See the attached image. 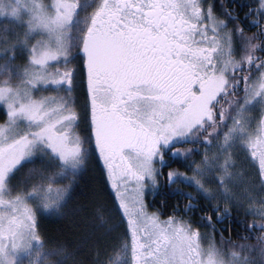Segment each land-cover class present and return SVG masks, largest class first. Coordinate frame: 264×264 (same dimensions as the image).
Returning a JSON list of instances; mask_svg holds the SVG:
<instances>
[{
    "label": "snow or ice",
    "instance_id": "obj_1",
    "mask_svg": "<svg viewBox=\"0 0 264 264\" xmlns=\"http://www.w3.org/2000/svg\"><path fill=\"white\" fill-rule=\"evenodd\" d=\"M0 20V264H264V0H0ZM77 196L73 234L47 232Z\"/></svg>",
    "mask_w": 264,
    "mask_h": 264
},
{
    "label": "trees",
    "instance_id": "obj_2",
    "mask_svg": "<svg viewBox=\"0 0 264 264\" xmlns=\"http://www.w3.org/2000/svg\"><path fill=\"white\" fill-rule=\"evenodd\" d=\"M217 2H219V0H217ZM7 21H2L0 20V23H6ZM174 167H180L179 164H175ZM167 170V169H166ZM181 171H184V169L181 167ZM86 175L83 174V177L80 181L81 187L83 186H91L94 182H95V176H96V172L93 169H89ZM84 172V173H85ZM167 198L169 201L174 202L176 200V197L174 195H171L170 193H168L166 190H162L160 193L157 194L156 199L160 200V199H164ZM149 199H152L151 195L149 196ZM80 202V198L74 197V199L72 201L69 202L68 204V211L67 214L59 217V218H54V217H47L46 219L42 220V224L45 228V230L47 232H49L50 234H62V235H72L73 234V230L75 229V223L74 221L76 220L77 216L74 212L75 206ZM185 201H182V203ZM242 215V213H233V218H232V225L234 226V228L239 231L241 234L244 231V228L241 226V224L237 223L236 220ZM253 217L252 216H248L247 219L250 221ZM223 224L228 225V219L223 220ZM236 231V232H237ZM219 233V232H217ZM216 233V241L217 243H219V237L220 234ZM226 237L229 234H224ZM232 239L236 240L238 239V236L233 234L232 235ZM100 242L101 243H105V242H110V240L106 237L101 236L100 237Z\"/></svg>",
    "mask_w": 264,
    "mask_h": 264
},
{
    "label": "flooded vegetation",
    "instance_id": "obj_3",
    "mask_svg": "<svg viewBox=\"0 0 264 264\" xmlns=\"http://www.w3.org/2000/svg\"><path fill=\"white\" fill-rule=\"evenodd\" d=\"M174 166V165H173ZM182 201H185L186 202V198H184V200H182ZM224 221H222L221 223H223ZM230 230H231V232L233 233V234H235V233H240L239 231H237L235 228H234V226L232 225V224H229L228 223V225H226ZM237 231V232H236ZM244 232V231H243ZM217 234H220V233H217ZM224 234H229V232L228 231H225L224 232ZM207 241H208V239L207 238H205ZM205 241V240H204Z\"/></svg>",
    "mask_w": 264,
    "mask_h": 264
},
{
    "label": "rangeland",
    "instance_id": "obj_4",
    "mask_svg": "<svg viewBox=\"0 0 264 264\" xmlns=\"http://www.w3.org/2000/svg\"><path fill=\"white\" fill-rule=\"evenodd\" d=\"M88 171V170H87ZM84 175H86L87 174V172H85V173H83ZM53 195H54V193H53ZM119 231V228L117 227L116 229H115V231L113 232V235H115L116 234V232H118ZM202 243L206 246L207 245V243H208V241L205 239V241L203 240L202 241Z\"/></svg>",
    "mask_w": 264,
    "mask_h": 264
}]
</instances>
